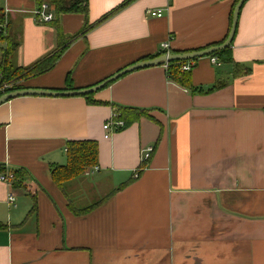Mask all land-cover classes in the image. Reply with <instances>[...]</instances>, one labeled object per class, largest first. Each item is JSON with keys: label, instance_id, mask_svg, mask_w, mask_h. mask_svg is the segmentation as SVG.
I'll list each match as a JSON object with an SVG mask.
<instances>
[{"label": "crops", "instance_id": "1", "mask_svg": "<svg viewBox=\"0 0 264 264\" xmlns=\"http://www.w3.org/2000/svg\"><path fill=\"white\" fill-rule=\"evenodd\" d=\"M236 5L89 0L86 35L77 38L84 16H62L69 47L54 69L22 83L87 89L154 59L164 43L171 54L221 45ZM0 8L20 39L18 67L56 51L54 22L40 20L35 0H0ZM153 10L163 17H150ZM229 49L230 62L196 60L194 90L156 66L97 92L93 99L105 105L27 96L0 106V167L24 171L20 182L32 189L0 182V223L7 225L0 264H264V0L243 5ZM116 108L148 116L105 140L103 125ZM88 140L99 145V171L60 188L51 167L67 164L69 142Z\"/></svg>", "mask_w": 264, "mask_h": 264}, {"label": "trees", "instance_id": "2", "mask_svg": "<svg viewBox=\"0 0 264 264\" xmlns=\"http://www.w3.org/2000/svg\"><path fill=\"white\" fill-rule=\"evenodd\" d=\"M39 5V9L43 4H47L50 11L55 15L54 26L57 31V49L55 52L35 63L33 66L28 68L18 67L15 63L17 51L20 47V39L18 35H13L9 32V23L6 15L0 8V96L4 93L13 90H21L26 87L22 82L27 81L30 78L42 76L56 66L60 58L63 56L73 37H67L63 33L60 27V19L65 15H82L85 18V28L78 34V37H84L89 27V0H35ZM239 0H236L238 3ZM109 17V16H108ZM106 17L105 20L108 18ZM51 22V23H52ZM232 25V17H231ZM231 28V26H230ZM230 32V30H229ZM159 53L155 58L161 56ZM211 57H216L221 62L227 63L232 60L231 50L226 49L224 51L215 53ZM183 62H174L168 64L167 73L170 80L186 89L194 90L193 84L190 79L189 72L181 70V64ZM68 88H72L70 77L66 80ZM92 95L85 96V99L92 105H105L107 103L95 101ZM120 113V119L125 122V128L132 124L139 122L144 116H148L147 112L126 108H116ZM122 131V130H121ZM120 131V132H121ZM67 164L65 166H52L51 175L54 182L62 188L64 184L73 181L77 178L86 176V173L93 167L99 164V145L96 141H72L67 144ZM7 173L6 168L0 167V174ZM16 177L15 186H23L27 192L31 193L32 189L25 184L21 183V179L25 176V172L22 170L12 172ZM126 185L121 186L119 189ZM32 196V194H30ZM34 205L31 210V214L36 213V197L33 198ZM93 207L76 213V215H83L90 212ZM7 225L0 223V231L6 230Z\"/></svg>", "mask_w": 264, "mask_h": 264}, {"label": "water", "instance_id": "3", "mask_svg": "<svg viewBox=\"0 0 264 264\" xmlns=\"http://www.w3.org/2000/svg\"><path fill=\"white\" fill-rule=\"evenodd\" d=\"M248 0H239L237 3L234 13H233V19H232V25L230 28L229 35L224 43L218 46L210 47L208 49H204L202 51H196L192 53H184V54H169V55H162L157 58L148 60V61H142L136 64H133L115 75L109 77L108 79L104 80L103 82L99 83L98 85L87 88V89H75V90H67V91H54V90H45V89H21V90H13L9 91L7 93H4L0 96V106L21 97H27V96H35V97H85L88 95L96 94L100 90L108 87L112 83L116 82L123 76L130 74L132 72H135L137 70H142L145 68L150 67H156V66H166L170 63L174 62H187V61H196L198 59L211 57L215 53L224 51L226 49H229L232 47L236 31H237V25H238V19L240 11L243 7V5Z\"/></svg>", "mask_w": 264, "mask_h": 264}, {"label": "built area", "instance_id": "4", "mask_svg": "<svg viewBox=\"0 0 264 264\" xmlns=\"http://www.w3.org/2000/svg\"><path fill=\"white\" fill-rule=\"evenodd\" d=\"M38 17L43 23H51L54 21V13L50 11L49 7L47 4H43L41 8L37 12ZM150 17L153 18H162L163 17V12L162 11H149L147 13ZM160 53L162 55H169L171 54L170 52V44L169 43H164L161 45ZM161 55V56H162ZM210 60L213 64H218V58L216 57H210ZM196 61H187L183 62L181 64V70L184 72H191L193 68H195ZM166 69L168 65L164 66ZM125 127V122L120 119V113L114 109L113 114L111 115L110 119H108L104 125H103V131H104V139L105 140H110L112 136L123 130ZM155 151V148L153 146L147 148L145 152L143 153L142 157V165L141 167L134 173V178H138L139 172H141L144 168L145 165L148 163V161L151 159L153 153ZM99 171V167L95 166L91 170H89L86 173L87 177L93 176L95 173ZM0 182L12 185L14 182H16V177L14 173L12 172H7L4 174H0ZM16 202V196L14 194H9L8 196V204L13 205Z\"/></svg>", "mask_w": 264, "mask_h": 264}, {"label": "rangeland", "instance_id": "5", "mask_svg": "<svg viewBox=\"0 0 264 264\" xmlns=\"http://www.w3.org/2000/svg\"><path fill=\"white\" fill-rule=\"evenodd\" d=\"M22 84H24V83H22Z\"/></svg>", "mask_w": 264, "mask_h": 264}]
</instances>
